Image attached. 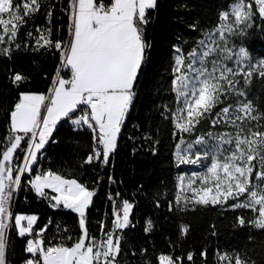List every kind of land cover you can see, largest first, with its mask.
Wrapping results in <instances>:
<instances>
[{"label": "trees", "instance_id": "obj_1", "mask_svg": "<svg viewBox=\"0 0 264 264\" xmlns=\"http://www.w3.org/2000/svg\"><path fill=\"white\" fill-rule=\"evenodd\" d=\"M38 2L39 11L26 18L16 39L9 41L5 35L4 42L0 43V155L8 143L10 113L15 102L24 93L48 94L61 67V53L52 47H40L37 41L44 43L41 36L53 42L68 39L69 0ZM104 2L107 5L111 0ZM14 3L20 4L21 0ZM234 3L235 0H157L156 8L148 11L149 23L144 26L147 46L134 87L133 103L109 163L94 160L86 164L84 161L94 147L91 130L76 129L70 120L63 119L38 153L31 172L23 176L19 192L14 194V216L35 215L37 220L32 233L23 237L12 223L8 231L7 264H26L31 258L26 251L29 240L42 239L45 247L61 243L71 246L81 233L78 214L63 205L53 207V192L46 190L44 197L35 193L31 181L39 165L65 178L76 179L95 192L86 211L88 231L100 239L102 222L105 233L114 231V241L119 236L118 264H159L160 255H169L178 264H216L217 253L235 252L246 254L255 264H264V230L249 223L258 218L257 210H233L230 205L235 201L215 206L189 204L187 208L182 202L179 207L176 204L178 178L188 171V167L178 165L175 158L181 137L193 142L197 137H221L227 131L236 130L226 123L213 127L211 120L220 108L235 107L249 100L257 109L253 114H260V130L264 131V77L255 71L247 84L242 76L235 77L239 81L237 87L245 96L228 93L221 97L222 102L212 109L211 115L201 118L191 133L183 134L175 128L172 113L177 104L172 81L176 49L184 55L185 65L188 64L189 53L196 51L206 35L220 26L221 13H230ZM257 8L253 4V15L247 27L240 25L217 39L208 60L231 64L241 49H245L249 57L243 59L245 68L264 60V17ZM48 12H51L50 17ZM0 35H4L2 27ZM5 48L10 49V56L3 54ZM16 74H20L22 80L14 83ZM62 76L69 78L70 72L64 70ZM77 114H72L73 118ZM26 139L13 156L14 165L22 164ZM16 174L14 169V178ZM123 201L133 205L129 223L123 229H115V214L119 213L122 218ZM241 215L246 221L243 227L237 220ZM185 226L188 231L182 234ZM45 227L47 230L38 234ZM202 253L207 254L206 258ZM189 254L192 260L187 259Z\"/></svg>", "mask_w": 264, "mask_h": 264}, {"label": "snow or ice", "instance_id": "obj_2", "mask_svg": "<svg viewBox=\"0 0 264 264\" xmlns=\"http://www.w3.org/2000/svg\"><path fill=\"white\" fill-rule=\"evenodd\" d=\"M253 4L258 6L259 15L264 17V0H235L231 13L234 16L233 23L221 24L217 29L221 38L224 31H233L240 25L248 26L253 15ZM156 6L157 0H111L107 5L104 0H69L67 41L53 42L45 36L40 37L44 42L42 45L37 41L40 47L58 50L62 66L71 75L66 79L58 71L47 96L21 94L19 102L10 113V134L6 138L8 143L0 155V264H7L9 221H13L19 236L32 233L37 216L13 217L10 202L13 192L20 184V176L25 171H31L37 154L45 147L61 119L67 118L77 128L86 125L91 130L94 147L84 161L86 164H91L94 160L105 165L109 163V156L116 149L118 135L135 96L134 87L147 46L143 31L144 26L149 23L148 11L154 10ZM39 9L38 0H21L20 4L14 3V0H0V26L4 33L0 35V43L4 42L5 35L9 41L15 40L19 27ZM47 15L50 17L51 12ZM228 17L229 13L224 12L220 19L226 21ZM28 35L31 36V33ZM214 35L209 33V40L201 41L204 51L197 53L193 50L189 53L187 65L184 55L177 49L172 81L177 108L172 115L175 128L180 133L193 132L201 118L211 115L212 109L222 102L221 97L228 93L245 96L237 87V75L243 77L245 84L250 82L254 71L264 77V60L258 64H250L247 68L225 67L212 61V68L209 69L204 58L213 50L208 45ZM3 54L10 56V49H3ZM240 55L249 59L245 49L240 50ZM21 80L20 74L14 75V83ZM78 108L82 114L73 118L71 114ZM255 112L257 109L250 100L239 102L235 107L227 105L220 108L211 120L212 126L226 123L237 131L234 135L225 134L220 137L215 152L210 153L203 137H197L191 143L181 137L176 153L180 164H199L209 159L210 155L212 158L204 172L193 173L187 183L183 176L180 177L179 192H191L192 196L178 194V207L181 206V201L183 207L187 208L189 204H227L228 199L232 198L238 201L230 205L233 210L248 208L256 211V206H259L258 218L249 223L254 224L256 229L264 230V185L253 183L252 180L254 172L257 181L264 180V131L260 130V114L254 115ZM253 121L257 123L252 124ZM25 139L27 146L22 149L25 153L22 164L14 165L13 156ZM180 144L185 147L181 148ZM223 144H234V150L228 155L218 156ZM196 145H201V149L196 150ZM153 154H156L155 150ZM254 161L257 163L254 164ZM14 169L17 171L15 178ZM197 180L200 184L194 187ZM31 184L38 196H46L45 189L57 194L51 197L55 201L53 207L63 205L65 209L78 214L81 233L71 246L61 243L45 247L42 239L29 240L26 251L31 254V258L26 260V264H118L117 257L121 251L119 236L115 237L114 243V231L105 233L102 222L100 239L90 235L88 231L86 211L92 203L94 191L76 179L65 178L52 171L36 175ZM241 196H245V199L240 200ZM109 198L112 199L111 196ZM132 207L128 201L122 202L123 216L121 218L119 213L115 214V229L128 226ZM237 220L239 226H245L246 221L242 215ZM23 221H27V224H23ZM46 230V227L40 229L38 234ZM187 231L186 226L182 228V234ZM201 255L205 258L207 256L206 253ZM187 259L192 260V255L189 254ZM218 260L222 264H255L254 260L239 252L218 254ZM158 261L159 264H178L169 255H160Z\"/></svg>", "mask_w": 264, "mask_h": 264}, {"label": "rangeland", "instance_id": "obj_3", "mask_svg": "<svg viewBox=\"0 0 264 264\" xmlns=\"http://www.w3.org/2000/svg\"><path fill=\"white\" fill-rule=\"evenodd\" d=\"M232 9H233V5L231 6V9H230V13H229V17H228V19L226 20V21H224L223 20V22L221 23V24H231V23H233V21H234V16L231 14L232 13ZM5 18H7V16H5ZM220 24V25H221ZM0 27H2V26H0ZM220 27V26H219ZM218 27V28H219ZM217 28V29H218ZM217 29H215V30H213V31H211V32H209V33H214L215 35L213 36V38H212V42H210L209 43V47L210 48H212L213 49V45H214V43L217 41V39L218 38H220L221 36H220V33L219 32H217ZM232 31H224L223 32V36L225 35V34H228V33H231ZM209 33L206 35V37L202 40V41H206V40H209ZM205 49H204V47L201 45V42H200V44H199V47H198V49L196 50V52L197 53H200V52H202V51H204ZM176 53H177V49H176ZM211 55V52H210V54H209V56ZM209 56L208 57H205L204 58V62H205V64H206V66L209 68V69H211L212 68V61H214V59H210V60H208L209 59ZM176 57H177V54H176ZM243 57H241V55H240V52H239V54H238V56L236 57V58H234V60H233V62H231V64H229L227 61H225L226 63H220V64H217V65H223V66H225V67H231V68H236V67H238V66H243L244 67V64L242 65V62H243ZM187 65V64H186ZM226 125H229V126H231L230 124H226ZM234 131V132H233ZM233 131H227V132H225V133H223V135L222 136H224L225 134H231V135H234L235 134V132L237 131V130H233ZM120 134V133H119ZM183 134H186V133H183ZM221 136V137H222ZM118 137H119V135H118ZM118 140V139H117ZM205 141H206V147H207V149L210 151V153L211 152H215L216 151V149H217V145L220 143V137H217V136H211L209 139H204ZM184 141H186V142H188V143H191V142H189V141H187V140H184ZM180 147L181 148H184L185 147V145L184 144H180ZM201 145H196L195 146V149L196 150H200L201 149ZM234 150V144H223V146H222V148H220L219 149V152L217 153V155L218 156H225V155H228L231 151H233ZM177 153V152H176ZM175 158H176V162H177V164L178 165H181V166H186V167H188V171L187 172H184L183 174H180V176H179V178H178V193H179V195H187V196H189V197H191L192 196V193L191 192H187V193H180L179 192V184H180V177L181 176H183L184 178H185V183H187V180L189 179V178H191V176H192V174L193 173H200V172H204V170H205V167L210 163V161H211V155L209 156V159H207V160H203L201 163H199V164H191V163H188V164H180L179 163V161L177 160V156H175ZM254 164H256L257 162L256 161H254L253 162ZM35 164V163H34ZM34 164H32L31 165V170H32V168H33V166H34ZM31 171H26V172H24V174L26 173V174H28V173H30ZM17 175V174H16ZM22 176L23 175H21L20 176V182H21V178H22ZM252 180H253V183H259V184H261V185H264V181L263 180H260V181H257L256 179H255V172L253 173V177H252ZM198 184H200V181L199 180H197L196 182H195V184L193 185L194 187L195 186H197ZM20 185V184H19ZM18 188H19V186H18ZM18 188H16L15 189V191H17L18 190ZM245 199V196H241L240 197V200H244ZM229 201H235V200H233L232 198H229L228 199V201L227 202H229ZM182 203H183V201H181ZM238 201H235V203H237ZM258 207L259 206H256V208H257V211H258ZM12 223H13V221H9V224H10V226L12 225ZM23 224H27V222L25 221H23L22 222ZM10 228V227H9ZM9 230V229H8ZM26 235H29V234H26ZM114 243H115V241H114Z\"/></svg>", "mask_w": 264, "mask_h": 264}, {"label": "built area", "instance_id": "obj_4", "mask_svg": "<svg viewBox=\"0 0 264 264\" xmlns=\"http://www.w3.org/2000/svg\"><path fill=\"white\" fill-rule=\"evenodd\" d=\"M64 70H65V69H64V67L62 66V60H61V67H60V70H59V74H60V76H62V73H63ZM62 77H63V76H62ZM56 78H57V77H56ZM56 78H55V80H56ZM69 78H70V77H69ZM66 79H67V78H66ZM18 102H19V100H17V101L15 102V104L18 103ZM15 104H14V106H15ZM81 107H84V106H81ZM13 110H14V107H13ZM81 114H82V113L80 112V109H79L76 118H78ZM74 126H75V125H74ZM75 128H76V129H88L86 125H85V126H82V127H80V128H77V127L75 126ZM48 171H50V169L45 168V167H43L42 165H39V166L37 167V169H36V172H35L34 178H35L36 175H43V174H45V173L48 172ZM11 228H12V225L10 226L9 230H10ZM9 230H8V231H9ZM218 254H223V253H217V255H216V264H222V262H220V261L218 260Z\"/></svg>", "mask_w": 264, "mask_h": 264}, {"label": "water", "instance_id": "obj_5", "mask_svg": "<svg viewBox=\"0 0 264 264\" xmlns=\"http://www.w3.org/2000/svg\"><path fill=\"white\" fill-rule=\"evenodd\" d=\"M24 175H25V174H23V176H24ZM23 176H22V178H23ZM22 178H21V181H22ZM20 184H21V182H20ZM19 188H20V185H19ZM19 188H18L17 191H14V192H13L12 200H11V202H10V211L13 213V217H14V208H13V205H14V203H13V201H14V194H17V193L19 192ZM8 234H9V232H8ZM6 254H7V252H6Z\"/></svg>", "mask_w": 264, "mask_h": 264}, {"label": "crops", "instance_id": "obj_6", "mask_svg": "<svg viewBox=\"0 0 264 264\" xmlns=\"http://www.w3.org/2000/svg\"><path fill=\"white\" fill-rule=\"evenodd\" d=\"M71 75V74H70ZM49 94V93H48ZM48 94H43V95H45V96H47ZM78 110H79V108L77 109V111L75 112V113H77L78 112ZM75 113H73V114H75ZM72 115V114H71ZM63 119H65V118H63ZM63 119H61L59 122H58V124L63 120ZM58 124L56 125V128H57V126H58ZM37 156H38V154H37ZM26 172V171H25ZM26 174V173H25ZM34 180V179H33ZM46 190H49V191H51L50 189H45V191ZM35 191V190H34ZM52 192V191H51ZM35 193H36V191H35ZM54 193V192H53ZM37 194V193H36ZM55 195H57L56 193H54ZM130 213V212H129ZM25 222V221H24ZM27 222V221H26ZM35 223V222H34Z\"/></svg>", "mask_w": 264, "mask_h": 264}]
</instances>
